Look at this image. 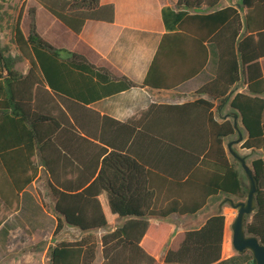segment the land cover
Wrapping results in <instances>:
<instances>
[{"label": "trees", "instance_id": "16d2710c", "mask_svg": "<svg viewBox=\"0 0 264 264\" xmlns=\"http://www.w3.org/2000/svg\"><path fill=\"white\" fill-rule=\"evenodd\" d=\"M36 1L76 34L90 20L114 22V6H101L100 0ZM219 2L179 0L177 10L163 11L166 27L177 30L173 33L177 40L169 52L161 45L143 86L170 90L195 76L207 63V42L215 48L218 64L216 78L201 90L209 100L170 107L188 114L186 122L192 130L187 134L192 137L182 142L188 153L187 179L173 183L177 195L166 197L162 204L152 185L153 173L125 151L128 141L119 145L118 129L124 124L84 107L86 102L139 85L127 78L116 81L86 57L51 45L38 33L35 8L28 10L30 31L25 36L23 5L12 26L19 57L9 55L0 43V226L20 209L21 194L34 182L40 165L50 174L48 183L56 199L54 237L66 224L84 233L76 240L58 241L50 264H95L99 248L101 264H158L156 256L172 227L152 225L150 219L194 215L219 194L246 199L243 169L234 157L229 159L224 145V139L236 133L234 124L217 121L213 109L214 102L222 106L230 100L248 133L242 147L264 149L260 63L264 58V0H242L245 15L235 7L215 10ZM202 5L214 11L189 15L181 10ZM182 37L202 47V61L191 75L178 64ZM21 60L29 65L26 74L16 69ZM168 63L176 65L172 73L163 67ZM239 84L247 92L231 94ZM195 124L204 125L202 142L195 139L199 137L193 130ZM107 127L114 129L111 137H106ZM133 134L128 132V138ZM249 167L259 189L257 209L247 217L246 228L264 243V161H253ZM226 219L223 214L214 215L202 228L179 234L165 264H256L250 251L223 259ZM119 220H126L121 228L97 239L94 232L111 228ZM147 232L149 241H142Z\"/></svg>", "mask_w": 264, "mask_h": 264}, {"label": "crops", "instance_id": "0c3cea01", "mask_svg": "<svg viewBox=\"0 0 264 264\" xmlns=\"http://www.w3.org/2000/svg\"><path fill=\"white\" fill-rule=\"evenodd\" d=\"M178 1L100 0L101 6H114V22L87 21L80 34L73 32L36 0H9V3H6L17 9V15L25 5L21 22V29L25 36H28L30 31L28 10L35 8L38 33L51 45L86 57L91 64L106 69L116 81L127 78L139 85V87L99 100L86 102L84 107L103 117H109L124 124L118 129L121 130L118 135L119 145L121 143L124 145V141H128L125 151L153 173L152 185L161 196L159 204L165 203L166 197L177 195L173 183L181 181L182 177L183 181L187 179L184 175L187 169L188 153L183 149L182 142H187L188 138L192 137L187 134L189 130H192L191 125L186 122L188 114L170 107L193 103L200 99L209 100L210 98L202 94L201 90L216 78L218 64L216 50L213 45L207 42L205 43L208 52L207 63L195 76L170 90L143 86L161 45L164 46L166 52H169L177 40L176 37H173V33L177 30L173 31L166 27L163 11L165 8L177 10ZM4 2L6 1L4 0ZM227 7H235L242 15L246 13L245 10H242V0H220L215 10ZM181 10L187 11L189 15L209 14L214 11L204 5L193 9L182 7ZM181 40L182 53L178 60L179 68L186 75H191L198 71V64L202 61V47L188 37H182ZM260 63L264 76V58L260 60ZM22 64L24 69L20 72L26 74L29 65L26 61ZM18 65L19 63L16 65L17 70H19ZM175 66V64L168 63L163 67L166 73H172ZM238 92H247L246 86L244 84L237 85L231 94L235 95ZM214 103L213 113L217 121H230L234 124L237 115V125L243 135V141L234 145V150L246 158L248 165L256 160L264 161L263 148L245 149L242 147L247 140L248 133L241 123L238 111L231 108L230 100L222 106L217 102ZM193 130L199 135V137H195L196 141L202 142L205 133L204 125L195 124ZM111 131L113 132L114 129L106 128V137L112 134ZM130 131L134 132L132 138H128L127 135ZM97 132L101 133L102 128ZM237 139H239L237 131L235 135L224 139L230 160L233 156L229 153L228 144ZM201 161H203V156ZM38 169L34 182L21 194L20 209L9 216L0 226V245L7 246L9 252L18 244H45V232L54 237L58 217L55 212L56 199L48 183L50 174L42 165ZM242 183L246 190L247 186L243 177ZM220 196H224V194L208 199L206 206L194 215L174 214L168 218L149 220L155 226L167 224L172 227L170 236L156 256L158 264H165V257L172 242L179 234L202 228L210 217L218 214H223L227 218L223 259L234 255L230 250L229 242V223L234 215L231 209L222 204H216ZM46 197L51 198V211H48L47 205L42 202V200L46 202ZM224 197L225 199L230 198L229 196ZM173 216L179 217L176 223L177 229L171 222ZM125 221L119 220L111 228L98 230L100 239L103 235L121 228ZM65 228L75 227L66 224ZM147 235L148 232L142 241H149ZM47 249H49V245L44 248V251L41 250L42 252H28L22 257H12L6 264H46L43 257ZM48 260L50 264V258ZM0 264L3 263L0 262Z\"/></svg>", "mask_w": 264, "mask_h": 264}, {"label": "rangeland", "instance_id": "374dc122", "mask_svg": "<svg viewBox=\"0 0 264 264\" xmlns=\"http://www.w3.org/2000/svg\"><path fill=\"white\" fill-rule=\"evenodd\" d=\"M6 2H4V0H0V43L1 46L7 51V53L9 55H12L13 57L18 58L19 57V52L15 46V44L13 43L12 40V26L13 23L16 19L17 16V9L13 8L10 5H7L6 3H9V0H5ZM24 61L21 60L19 61V65H18V69L19 71H23L24 66L23 64ZM242 173V177L245 181V184L247 186V188L249 187V182L248 179L246 177V174L244 172V170L241 171ZM235 201H238L237 198L235 197H230ZM225 201V197L224 196H220L216 202L217 205L222 204L224 207L229 208L233 211V218L231 220V222L229 223V242H230V250L232 253L236 254V251L233 247L232 244V238H233V231H232V223L234 222L236 216H237V211L233 210L230 205L228 203H224ZM42 202L47 205L48 207V211H51L50 209V205H51V198L46 197V202L44 200H42ZM179 217L178 216H173L171 218V222L174 224L175 228L177 229V220ZM94 234L96 235L97 239L100 240V232L96 231L94 232ZM83 232L80 231L79 229L76 228H65L57 237H53L51 235H49V233H44L45 236V244L41 243V244H18L14 247V249L10 250V252L7 250L8 247L5 246L3 247L2 245H0V262L3 264H6L7 262H9V260L12 257H22L24 254L28 253V252H38V251H44V248H47L49 245V249H47L46 253H44V261L46 264H49V258H50V253L51 250L53 248V246L56 244V242L61 241V240H66V241H72V240H76L79 239L83 236ZM41 251V252H42ZM102 261V253H101V249L99 248L98 251V256H97V260L95 263L99 264ZM102 263V262H101Z\"/></svg>", "mask_w": 264, "mask_h": 264}, {"label": "water", "instance_id": "95a60500", "mask_svg": "<svg viewBox=\"0 0 264 264\" xmlns=\"http://www.w3.org/2000/svg\"><path fill=\"white\" fill-rule=\"evenodd\" d=\"M234 128L239 135V139L230 142L228 144V150L244 170L249 187L246 189V199L235 201L232 198H227L223 204L228 203L233 210L237 211V216L231 226L233 231L232 244L235 251L238 254L250 251L256 264H264V243L261 242L258 236L249 234L246 228L247 217L251 218L257 209L256 195L259 189V183L247 164L246 158L239 155L233 148L234 145L240 144L243 141V135L237 125V115L235 117Z\"/></svg>", "mask_w": 264, "mask_h": 264}]
</instances>
